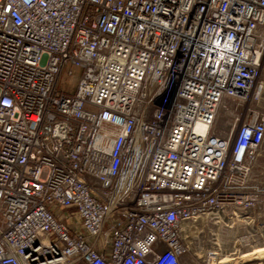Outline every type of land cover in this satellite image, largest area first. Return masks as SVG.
Returning a JSON list of instances; mask_svg holds the SVG:
<instances>
[{"label":"built area","instance_id":"2783aa9c","mask_svg":"<svg viewBox=\"0 0 264 264\" xmlns=\"http://www.w3.org/2000/svg\"><path fill=\"white\" fill-rule=\"evenodd\" d=\"M263 59L264 0H0V264H216L264 224Z\"/></svg>","mask_w":264,"mask_h":264},{"label":"rangeland","instance_id":"374dc122","mask_svg":"<svg viewBox=\"0 0 264 264\" xmlns=\"http://www.w3.org/2000/svg\"><path fill=\"white\" fill-rule=\"evenodd\" d=\"M261 79L264 80V59H263V67H262V76ZM77 82V78L70 77L67 74L62 75L59 83L58 88L62 89L64 87H71L72 90L75 88ZM264 101V100H263ZM229 113L225 110H222L217 122V128H230L231 124L229 122ZM259 176L261 178V181L264 183V170L260 171ZM244 212V217L246 214L250 216V222H243L242 219H231V220H222L220 223L214 226V228L218 229L219 232L222 234L221 241L218 243V248L220 250V253L222 255H229L233 256V253L236 252V255L238 256L241 251H249L252 250L257 245H263L264 244V224H261L258 219L255 218L256 210L255 209H248ZM206 217V215H200L198 217V220L201 221L203 218ZM243 217V218H244ZM224 222L227 224H231L232 227L225 226ZM205 226V225H204ZM203 225H200V228L204 227ZM212 227L209 225L205 228ZM228 231H232V234H227ZM204 238V248H198L194 247V251H197V256L202 258L205 254V251L210 246L211 243L209 242V239L207 238L205 234ZM44 240H48L47 237L43 236ZM241 239V240H240ZM218 242V241H217ZM244 261V260H243ZM259 258H254L250 261H244L243 264H256L259 262Z\"/></svg>","mask_w":264,"mask_h":264},{"label":"crops","instance_id":"0c3cea01","mask_svg":"<svg viewBox=\"0 0 264 264\" xmlns=\"http://www.w3.org/2000/svg\"><path fill=\"white\" fill-rule=\"evenodd\" d=\"M205 218L206 217H204L203 219L206 221ZM228 226L232 227V225L230 223L228 224ZM231 232L228 231L227 234H232ZM191 234L194 235L193 233H191L189 231V228L186 226L185 237L188 238V240L190 239V235ZM221 236L222 235H219V237H221ZM220 241H221V238L218 239L217 243H219ZM196 253H197V251L194 253V260H192L191 264H200V262H201V261L197 260L198 258H197V254ZM195 256H196V258H195ZM254 258H259L260 259V261L257 262L256 264H264V247L263 246L257 245L254 248H252V250L241 251L238 256L236 255V252L233 253V256L222 255V256H220V260H218L216 264H243L244 261H250V260H252ZM72 264H85V263L82 262V261H75ZM188 264H190V263H188Z\"/></svg>","mask_w":264,"mask_h":264},{"label":"bare ground","instance_id":"6f19581e","mask_svg":"<svg viewBox=\"0 0 264 264\" xmlns=\"http://www.w3.org/2000/svg\"><path fill=\"white\" fill-rule=\"evenodd\" d=\"M244 220H245L246 222H248V223H249L251 219H250V218H248V219H244ZM185 229H186V226L184 227V236H185ZM261 246H263V247H264V244H263V245H261Z\"/></svg>","mask_w":264,"mask_h":264}]
</instances>
